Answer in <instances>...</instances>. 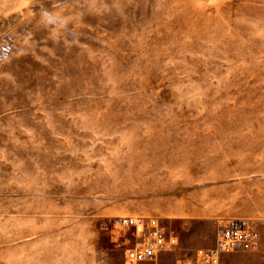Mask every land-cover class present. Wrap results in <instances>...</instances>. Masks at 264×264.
I'll use <instances>...</instances> for the list:
<instances>
[{
	"label": "rangeland",
	"instance_id": "374dc122",
	"mask_svg": "<svg viewBox=\"0 0 264 264\" xmlns=\"http://www.w3.org/2000/svg\"><path fill=\"white\" fill-rule=\"evenodd\" d=\"M127 216L264 264V0H0V264H126Z\"/></svg>",
	"mask_w": 264,
	"mask_h": 264
},
{
	"label": "built area",
	"instance_id": "2783aa9c",
	"mask_svg": "<svg viewBox=\"0 0 264 264\" xmlns=\"http://www.w3.org/2000/svg\"><path fill=\"white\" fill-rule=\"evenodd\" d=\"M120 223L133 229L137 236L135 247L128 251L126 264L155 261L161 248L168 245L164 227L155 218L127 216ZM264 225V220L262 221ZM255 220L233 218L223 221L216 242L198 249L188 259L176 264H220L221 255L234 251L250 250L258 240Z\"/></svg>",
	"mask_w": 264,
	"mask_h": 264
}]
</instances>
